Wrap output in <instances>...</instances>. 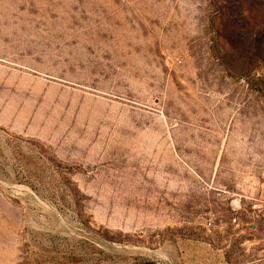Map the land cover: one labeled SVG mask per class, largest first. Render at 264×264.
I'll return each mask as SVG.
<instances>
[{
    "label": "rangeland",
    "instance_id": "1",
    "mask_svg": "<svg viewBox=\"0 0 264 264\" xmlns=\"http://www.w3.org/2000/svg\"><path fill=\"white\" fill-rule=\"evenodd\" d=\"M0 264H264V0H0Z\"/></svg>",
    "mask_w": 264,
    "mask_h": 264
}]
</instances>
